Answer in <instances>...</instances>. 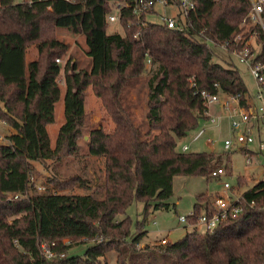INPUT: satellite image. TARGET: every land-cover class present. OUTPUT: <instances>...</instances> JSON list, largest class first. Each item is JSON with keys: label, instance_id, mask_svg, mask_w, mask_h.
<instances>
[{"label": "trees", "instance_id": "1", "mask_svg": "<svg viewBox=\"0 0 264 264\" xmlns=\"http://www.w3.org/2000/svg\"><path fill=\"white\" fill-rule=\"evenodd\" d=\"M109 9V0H0V120L16 130L0 141V264H112L114 253L113 264H264V178L241 194L242 211L213 230L196 227L199 216L213 210V196L204 192L187 214L192 230L177 240L141 245L149 214L171 205L174 177H215L230 156L231 150L184 152L178 143L204 120L207 107L197 89L216 92L219 83L230 94L249 92L240 71L222 63L218 52V44L238 30L249 0H197L184 30L152 23L138 38L137 28L126 24L124 33H109ZM58 28L85 36L89 67H80ZM33 44L39 55L28 62ZM63 56L65 62H57ZM144 73L146 132L127 103L131 83ZM61 78L65 120L52 145L47 127L63 95ZM89 88L113 130L102 120L85 132ZM86 135L89 153L104 158L93 192H68L83 186L73 175L50 179L56 189L38 193L33 161L73 158ZM134 200L144 202L135 231L129 216L118 218ZM65 239H86L84 254L69 256ZM44 241L56 242L65 256L47 259Z\"/></svg>", "mask_w": 264, "mask_h": 264}, {"label": "rangeland", "instance_id": "2", "mask_svg": "<svg viewBox=\"0 0 264 264\" xmlns=\"http://www.w3.org/2000/svg\"><path fill=\"white\" fill-rule=\"evenodd\" d=\"M21 1V0H16ZM56 35L58 38L67 42L70 46H73V52L79 59H86L85 51V40L84 36H81V39H77V35L72 33L67 28H58L56 30ZM109 33H123L122 28L117 26L115 23H111L108 27ZM34 48L32 45L28 47L29 56L34 53ZM221 62L226 65H233L240 71L243 76L248 90L251 94L255 92L256 83L253 76L250 74L246 65L239 62V60L230 55L227 51L219 49L218 50ZM31 57V56H30ZM67 59V56L61 57V63H64ZM82 59L81 62L85 66L87 62ZM147 74L144 73L140 77L134 79L131 83L130 89L127 93V103L133 104L130 105L134 111V118L136 123L140 128L146 132L148 125L147 120L145 119L146 107H147V88H146ZM130 93L132 95L130 96ZM87 110L88 118L87 125H99L100 121L103 120L102 124L107 129H113L112 125L115 124L113 121L109 120L105 116V111L99 103V100L93 94L87 96ZM212 112L217 114L220 112L218 105L213 104ZM143 120V122H142ZM230 119L223 118V130H220L217 126L216 130L209 128L204 136L199 140H194V135L197 132V129L192 130L189 134L181 139L178 143V150L182 149L183 144H189V151H203V150H214L216 153H223L227 150L224 148V140L227 137H234V131L231 129V123L229 126ZM221 122V121H220ZM201 127L210 125L205 121L201 122ZM205 124V125H204ZM220 125V124H219ZM9 132L6 125L2 124L0 121V133L4 136L2 142L7 141V133ZM86 132V131H85ZM254 135L256 136V142L253 144V147L258 150V132L254 130ZM213 138L215 141L209 142L208 138ZM87 139L81 138L80 151L73 158H65V160L60 162H55L52 160L45 161V164H41L38 161H33L35 165V170L32 175V181L36 185H43L47 187V190H55V186L50 179L59 178L66 179L70 176H79L81 177V184L76 185L73 190H67L68 192L74 193H92L95 187L102 181L104 174V158L100 156L91 155L89 153V148L87 145ZM246 153L242 152L237 146L231 150L230 156L225 157L223 161V167L226 170V173L219 177L207 178L204 176H192V175H176L173 181V195L169 199L171 204L168 209L161 208L158 210H153L145 223L144 228L150 230L152 235L150 237H145V242H154L156 239L154 237L167 236L173 240L181 238L190 227H186L187 223L181 222L179 217L181 215H187L194 207L196 203V196L200 193H209L212 194L213 198L215 195L220 193L223 189L224 182L229 181L232 185V192L234 195L242 194L246 189L254 185L259 179L264 178V153L255 154L251 163L246 162ZM240 179V180H239ZM37 189V188H36ZM39 193V191L37 190ZM63 192V191H60ZM66 192V191H64ZM100 196V194H99ZM143 209L144 202L139 200H134L132 204L127 208L126 214H119L118 218L122 219L129 216L132 221V230L135 231L138 225V222L143 220ZM155 217V218H154ZM154 221H157L155 224ZM157 233L154 231H159ZM203 230V229H201ZM170 231V235L168 234ZM164 240V239H163ZM167 240V239H166ZM86 239H79L76 241L70 240V249L69 256L83 255L87 247L88 242H85ZM169 241V239H168ZM164 242V241H163ZM116 254H111L109 256L110 262L113 264L115 262Z\"/></svg>", "mask_w": 264, "mask_h": 264}, {"label": "built area", "instance_id": "3", "mask_svg": "<svg viewBox=\"0 0 264 264\" xmlns=\"http://www.w3.org/2000/svg\"><path fill=\"white\" fill-rule=\"evenodd\" d=\"M32 1V0H29ZM75 3L77 0H67ZM197 0H109V11L106 21L110 25L115 23L125 32V24L128 27L135 26L137 31L135 37H139L141 29L155 23L165 25L169 28L182 31L188 25V19L192 11L196 8ZM250 9L241 21L239 28L231 38L218 44V47L235 56L239 62L246 65L250 74L253 76L256 89L253 94L241 93L230 94L220 89V84L215 83L216 92L207 89H197L204 105L207 107L203 117L211 126L220 124L221 115L213 114L210 107L215 103H220L225 109L226 116L231 119V129L234 137H227L224 140L225 150L237 148H248L254 153L246 154V162L251 163L255 154L264 153V46L259 41L260 28L264 32V0H249ZM212 42L211 39H207ZM61 62V58L56 59ZM192 86L196 83L191 79ZM207 127H200L194 135V140L202 138ZM254 130L258 132V150L252 148L256 142ZM4 136L0 133V141ZM209 142L215 141L208 138ZM189 144L182 145V151L188 152ZM226 173L225 168L221 167L212 172L215 177H221ZM39 192L45 190V186L36 185ZM232 185L229 181L224 182L223 189L215 195L213 199V210L211 214L202 213L198 218V223L203 224L206 229L213 230L220 223L235 217L242 211L239 204L241 195H234ZM13 196L12 194L10 195ZM18 195H15V198ZM192 214V212L190 213ZM181 222L187 221V215L179 217ZM165 242V240H163ZM65 244L70 240L65 239ZM57 243L42 242V253L47 259L64 257V252L56 250Z\"/></svg>", "mask_w": 264, "mask_h": 264}, {"label": "crops", "instance_id": "4", "mask_svg": "<svg viewBox=\"0 0 264 264\" xmlns=\"http://www.w3.org/2000/svg\"><path fill=\"white\" fill-rule=\"evenodd\" d=\"M81 36H82V34H78L77 35V39H81ZM84 36V35H83ZM62 40V39H61ZM84 42H85V51L87 50V44H86V39H85V36H84ZM32 48H34L33 50H34V53H33V56L32 55H30L29 56V54H28V49H27V61L29 62L30 60H33V59H36L37 57H38V55H39V50H38V48H37V45L36 44H33L32 45ZM70 49H71V51L73 52V46H70ZM69 49V50H70ZM70 51V53H72ZM86 59H84V58H82V59H84L86 62H87V65H85V66H81V65H83L82 64V62H81V60L82 59H79V57H77V59H78V61H79V65H80V67H89L90 66V64H91V58L86 54V57H85ZM59 82H60V84L63 86V95H62V97L60 98V100H58V102L55 104V115H56V119H55V121L53 122V123H51V124H49L48 125V132H49V134H50V138H51V141H52V145H55V142H56V138H57V134H58V130H59V128H60V126L63 124V122H64V120H65V116H64V92H65V85H64V81H63V79L61 78V79H59ZM250 93V92H249ZM90 94H93L94 96H95V94H94V92H93V90H92V88H89L88 89V91H87V96H89ZM132 95V93H130V96ZM96 97V96H95ZM96 99L97 100H99V103H101L100 102V99L98 98V97H96ZM86 103H87V99H86ZM217 105H218V107H219V110H220V112L219 113H217L218 115H221L220 117H221V122H220V125H217V126H219L218 128L220 129V130H223V122H222V119L223 118H228V119H230L229 118V116L227 115L226 116V111H225V109H223L222 107H221V105H220V103H216ZM130 105H132V106H134L133 104H130ZM210 109H211V112H212V109H213V105L210 107ZM85 110H86V113H87V116H88V110H87V106H86V104H85ZM132 111H133V109H132ZM134 112V111H133ZM213 113V112H212ZM213 114H215V113H213ZM134 116H135V114H134ZM142 116H145V119H146V115H142ZM88 118V117H87ZM101 119V118H100ZM100 119H99V124L102 122V120L100 121ZM1 121V123L2 124H4V125H6L7 126V128H8V130H9V132L6 134L7 136L9 135V134H11V133H14L16 130L13 128V127H11L9 124H7L6 122H4V121H2V120H0ZM202 121H205V122H207V124L206 125H208V121L207 120H202ZM201 121V122H202ZM142 122H143V120H142ZM87 123H89V121L87 122ZM230 123H231V119H230V121H229V126H230ZM201 125L202 124H200V126H199V128L201 127ZM205 125V124H204ZM217 126H211V125H208V126H205V127H207L206 128V131L209 129V128H213L212 130H216L215 129V127H217ZM92 127V125H88L87 127H86V132H88V130L90 129ZM112 128H114V126L112 125ZM198 128V129H199ZM107 129V128H106ZM148 129V128H147ZM197 129V130H198ZM108 131H110L109 129H107ZM113 130V129H112ZM206 133V132H205ZM85 139H87L88 137H87V135L84 137ZM210 138V137H209ZM201 139V138H200ZM199 140V139H198ZM208 140V139H207ZM252 148H254L253 146H251ZM238 149H241V148H238ZM243 149V148H242ZM208 151H212V152H215L216 153V151H214V150H208ZM228 151V150H227ZM242 151H244V150H242ZM260 180V179H259ZM241 195V194H240ZM215 197V196H214ZM214 199V198H213ZM193 210V209H192ZM191 210V211H192ZM190 213V212H189ZM155 218V217H154ZM154 223L156 224L157 223V221H154ZM185 223V222H184ZM186 227H190V229H188V231L189 230H192L195 226H193V225H190L189 223H187V226ZM197 228H199L200 230L201 229H205V226L203 225V224H200V223H198L197 224V226H196ZM147 230V229H146ZM161 231V229L159 230V231H154V232H157V233H159ZM147 234H146V236L145 237H150L151 235H152V232H150V230H147ZM161 233V232H160ZM167 235H170V231H168V234ZM145 237L143 238V240H142V242H141V245H145V244H147V243H151V242H145L144 241V239H145ZM153 239H156L154 242H152V244L153 243H155L156 241H158V240H165V239H169V241H173V239H171L170 237H167V236H162V237H158V236H156V237H154Z\"/></svg>", "mask_w": 264, "mask_h": 264}]
</instances>
